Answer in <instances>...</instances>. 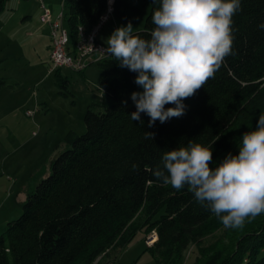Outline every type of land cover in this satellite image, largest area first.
I'll use <instances>...</instances> for the list:
<instances>
[{"label": "trees", "instance_id": "trees-1", "mask_svg": "<svg viewBox=\"0 0 264 264\" xmlns=\"http://www.w3.org/2000/svg\"><path fill=\"white\" fill-rule=\"evenodd\" d=\"M6 0H0V11ZM150 9L143 29L150 38L153 12L160 0H143ZM73 41L81 25L89 30L107 0H63ZM125 0H113L120 12ZM232 54L214 77L183 101L185 114L148 126L149 117L133 121L132 92L137 73L114 57L98 61L99 86L111 102L87 106L85 130H67V147L50 162V172L26 190L21 213L0 233V264H95L109 251L128 245L138 232L156 233L147 248L154 264H182L189 245L199 244L222 224L185 186L176 190L153 175L164 152L189 141L212 148V167L231 152L238 154L242 134L253 130L264 113V0H241L233 16ZM59 85L68 81L56 71ZM124 101H127L125 104ZM175 107L173 104L165 108ZM145 132L154 134L146 139ZM136 167H133V166ZM213 247L198 264H264V216L227 244L214 235Z\"/></svg>", "mask_w": 264, "mask_h": 264}, {"label": "clouds", "instance_id": "clouds-1", "mask_svg": "<svg viewBox=\"0 0 264 264\" xmlns=\"http://www.w3.org/2000/svg\"><path fill=\"white\" fill-rule=\"evenodd\" d=\"M240 10L241 0H160L150 38L134 33L131 22L114 30L104 51L137 73L134 82L142 89L131 93L133 121L143 122L144 113L152 127L157 120L185 114L183 101L232 54V18ZM168 104L175 107L165 108ZM145 138L154 139V134L145 132ZM238 148V154L229 152L212 167V148L189 141L164 152L153 175L178 191L187 186L225 228H242L249 218L264 214V113L253 130L242 134Z\"/></svg>", "mask_w": 264, "mask_h": 264}, {"label": "rangeland", "instance_id": "rangeland-1", "mask_svg": "<svg viewBox=\"0 0 264 264\" xmlns=\"http://www.w3.org/2000/svg\"><path fill=\"white\" fill-rule=\"evenodd\" d=\"M125 1L120 12L113 11L98 32L106 47L114 30L129 22L134 32L143 29L149 3ZM44 3L53 15L61 9V0ZM41 12L38 0H6L0 11V233L7 221L21 213L25 190L50 172L51 160L67 147L63 140L67 130L84 132L87 106L97 103L102 109L111 102L99 86L102 69L98 62L81 72L67 67L49 70L50 39L48 25L39 19ZM63 25L69 31L66 19ZM57 70L68 81L66 89L59 85ZM261 216L264 214L249 218L242 228L221 224L214 235L221 237L219 244H227ZM151 235L153 232H138L128 245L109 251L95 264H154L156 256L146 243ZM214 235L189 245L182 264L202 261L213 247Z\"/></svg>", "mask_w": 264, "mask_h": 264}, {"label": "built area", "instance_id": "built-area-1", "mask_svg": "<svg viewBox=\"0 0 264 264\" xmlns=\"http://www.w3.org/2000/svg\"><path fill=\"white\" fill-rule=\"evenodd\" d=\"M42 12L40 21L49 27L50 36V61L49 70L67 67L73 71L81 72L89 64L98 62L108 55L104 51L106 46L98 39V32L104 22L108 20L113 12V0H107V7L100 15L97 22L89 30H85L81 25L76 29L75 39L72 41L69 31L64 27L65 20L64 2L61 0L60 11L53 15L51 9L47 7L44 0H38ZM153 235L146 240L147 245H152L155 239Z\"/></svg>", "mask_w": 264, "mask_h": 264}, {"label": "crops", "instance_id": "crops-1", "mask_svg": "<svg viewBox=\"0 0 264 264\" xmlns=\"http://www.w3.org/2000/svg\"><path fill=\"white\" fill-rule=\"evenodd\" d=\"M47 29H48V32H49V27L47 26ZM49 34V33H48ZM49 39H50V36H49ZM49 45V50H50V43L48 44ZM26 195V190H25V194L24 196Z\"/></svg>", "mask_w": 264, "mask_h": 264}]
</instances>
